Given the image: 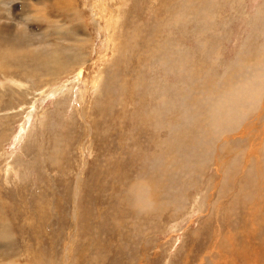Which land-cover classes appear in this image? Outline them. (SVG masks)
Here are the masks:
<instances>
[{"label": "rangeland", "instance_id": "rangeland-1", "mask_svg": "<svg viewBox=\"0 0 264 264\" xmlns=\"http://www.w3.org/2000/svg\"><path fill=\"white\" fill-rule=\"evenodd\" d=\"M64 2L0 0V264H264V89L211 103L264 70V0Z\"/></svg>", "mask_w": 264, "mask_h": 264}, {"label": "bare ground", "instance_id": "bare-ground-1", "mask_svg": "<svg viewBox=\"0 0 264 264\" xmlns=\"http://www.w3.org/2000/svg\"><path fill=\"white\" fill-rule=\"evenodd\" d=\"M66 2H64V3H67V1L68 0H65ZM99 2V1H98ZM60 4H61V1L59 2ZM75 4V3H74ZM97 5V4H96ZM61 6V5H60ZM63 6V5H62ZM48 10V9H47ZM66 12H67V9H62V8H55V6H53L52 7V9H50V11H49V15H50V17H47L46 15H40V18H41V20H43V22L44 21H46V22H48L47 23V27H49L50 28V30L52 29L53 31V33L51 34V35H54V34H57V35H60L61 33H62V30H61V27H62V25H61V23H60V20H59V17H62L63 15L64 16H66ZM57 17V18H56ZM184 17L185 16H183V17H176V19H175V22L178 24V22L180 21V24L182 25L181 26V28H183L184 26H185V24H186V20L184 19ZM188 17V16H187ZM101 18V17H100ZM99 18V19H100ZM111 18V17H110ZM125 18V17H124ZM178 18H180L181 20H183V21H181V20H178ZM107 21V20H106ZM201 21V20H200ZM126 23V22H125ZM82 26L83 25H80V28H82ZM129 27V26H128ZM202 27V26H201ZM85 28H84V26H83V30H84ZM130 29V28H129ZM88 30V29H87ZM120 30H121V27H120ZM183 30L184 29H180V32H183ZM45 31V30H44ZM48 31V30H47ZM204 31V30H203ZM196 33V32H195ZM77 33H74L73 35H76ZM183 33H181V35H182ZM194 34V33H193ZM47 35L49 36V32L47 33ZM197 35V34H196ZM127 36V35H126ZM126 36H124V35H119V37H118V45H120V47H122L123 46V44H124V42L127 40V38H126ZM179 36V35H178ZM187 36V35H186ZM189 36V35H188ZM192 36V35H191ZM43 37V36H42ZM190 37V36H189ZM177 38V37H176ZM179 38V37H178ZM186 38V37H185ZM187 39V38H186ZM175 40V39H174ZM183 40V39H182ZM196 40V39H195ZM53 40H46V42H48V43H51ZM178 41H175L174 43H177ZM185 42H186V40H185ZM184 42V43H185ZM75 43L76 44H78V41H75ZM179 43V42H178ZM187 43V42H186ZM70 44H71V42H70ZM196 44H198V43H196ZM179 46L181 45V44H178ZM195 45V44H194ZM201 45V44H200ZM64 47V45L62 44L61 46H60V48L62 49ZM76 48H77V50H78V55L80 56V55H82V53H81V50H80V47L79 46H76ZM177 48H178V46H177ZM180 48V47H179ZM70 49V48H69ZM68 49V50H69ZM180 52V51H179ZM52 53L53 54H55V55H58L56 52H54L53 50H52ZM137 53V52H136ZM61 56V55H60ZM60 57H59V55L58 56H50L49 57V59H48V62L50 63V64H57V71L55 70L54 72H53V70L54 69H52V71L50 72V73H47L48 74V76H49V74H54V73H60V72H62V71H64L67 67H69L70 69H73V67L75 66V64H73L72 63V66L70 67V63H69V61H70V57L68 56V58H69V60H66V58H64V59H59ZM67 58V59H68ZM181 59V58H180ZM43 60H44V57H43ZM71 61H73V60H71ZM80 61H83V58H81V59H79V61L78 62H80ZM138 62V60H136V63ZM75 63V62H74ZM82 65V64H81ZM182 65H183V63H182ZM195 65V64H194ZM202 65V64H201ZM201 65H200V67H201ZM196 67V66H195ZM256 67V66H255ZM254 67V68H255ZM55 68V69H56ZM68 68V69H69ZM181 68H183V67H181ZM67 69V70H68ZM200 69V68H199ZM257 69V68H256ZM188 70V69H187ZM49 71V70H48ZM69 72H70V70H68ZM254 71V70H253ZM68 72V73H69ZM199 72H202L201 70H199ZM65 73H67V72H65ZM67 73V74H68ZM181 73H185L184 71H182V69H180V74ZM186 73H188V71L186 72ZM185 73V74H186ZM226 73V72H225ZM256 73V74H255ZM254 74H252L251 75V77L248 79V80H246L244 83H241L240 84V86H239V84L237 83V81H236V83L238 84H235V83H233V84H235V85H237V87H235V85H234V87H235V89H233V85H230V83H231V81H230V83H228L229 81H225V82H227V84H225V86L224 87H227L228 89H226V91H224V90H221V91H219L217 94H216V96H215V99L211 102L212 103V106L214 107H212V110H213V124H217V126H216V128L218 127V126H220L219 128H217L218 130H221L222 129V122L221 121H218V117H220L221 119H222V117L223 116H225V118H226V120H229V121H234L235 119V117H236V120L238 119V117L237 116H239V115H245L247 112L245 111V108H244V102L245 103H247V101L249 102V104L247 105V106H250V104H252V103H254V104H256V106H258L257 105V102H259V99H258V97L259 96H261V92H262V90L264 89V70H257L256 72H255ZM62 74V73H61ZM179 74V78H180V75ZM190 75L189 76H191V73H189ZM167 75V74H166ZM229 75V74H228ZM232 75V74H231ZM80 76V73H78L77 74V76L76 77H79ZM184 76H188V75H184ZM245 76V75H244ZM53 77V76H52ZM75 77V78H76ZM166 77V76H165ZM245 77H247V76H245ZM226 78V77H225ZM224 78V79H225ZM229 78L231 79V77H228V80H229ZM79 79V78H78ZM209 79V78H208ZM234 79H235V77H234ZM238 79V78H237ZM240 79V78H239ZM231 80H233V77H232V79ZM241 80V79H240ZM69 81V80H68ZM165 81H166V79H165ZM235 81V80H234ZM77 82V81H76ZM190 82H191V80H190ZM60 83V82H59ZM168 84H170V83H168ZM175 84V83H174ZM60 85H62V84H60ZM250 85H253L251 88H249V86ZM169 87V86H168ZM177 87H178V85H177ZM181 87V86H180ZM211 87H213V86H211ZM223 87V88H224ZM56 88V87H55ZM182 88H183V86H182ZM57 89V88H56ZM174 89L176 90L177 88H175L174 86H173V92H174ZM199 89V88H198ZM210 89V88H209ZM242 89H244V90H242ZM182 90H184V89H182ZM207 90V89H206ZM217 91H218V89H216ZM57 91V90H56ZM60 91H61V89H60ZM60 91H58L59 93H60ZM180 91V89L178 90V92ZM201 91V90H200ZM216 91V92H217ZM177 92V91H176ZM181 92V91H180ZM183 92H185V91H183ZM235 94H234V93ZM168 92H166V94H167ZM212 93V92H211ZM229 93V94H228ZM51 94V93H50ZM215 94V93H214ZM227 94V97H226V99H225V95ZM234 94V95H233ZM242 94H244L245 95V98H243L242 99V96H244V95H242ZM170 95H171V93H170ZM173 95V94H172ZM174 95H176V94H174ZM185 95V94H184ZM212 95V94H211ZM41 95L39 94L38 95V98L40 97ZM49 96V95H48ZM52 96V95H51ZM54 96V95H53ZM177 96V95H176ZM181 96V95H180ZM42 97V96H41ZM45 97V96H44ZM47 97V96H46ZM212 97H214V96H212ZM1 98V97H0ZM48 98V97H47ZM157 98V97H156ZM168 98H170V96L168 97ZM179 98V97H178ZM181 98V97H180ZM179 98V99H180ZM260 98V97H259ZM224 99H225V102H224ZM257 99H258V101H257ZM43 100V99H42ZM167 100V95H165V96H163V98L161 99V98H158L157 99V102L158 103H161L162 105H164V102ZM170 100V99H169ZM181 100V99H180ZM179 100V101H180ZM199 101H201V100H199ZM35 102H37V101H35ZM67 102V101H66ZM222 102H224V103H222ZM182 103V102H181ZM156 106H157V103H154ZM201 104H203V101H202V103ZM233 104H236V105H238V104H240L238 107H237V109L234 111V112H231V110L233 109L232 108V106H233ZM259 104V103H258ZM35 105V104H34ZM161 105V106H162ZM161 106H159V108H161ZM201 106H203V105H201ZM235 106V105H234ZM255 106V107H256ZM37 107V106H36ZM255 107H254V110H255ZM159 108H158V106H157V108L156 109H158L159 110ZM201 108H204V106L203 107H201ZM209 108H210V106H209ZM232 108V109H231ZM38 109V108H37ZM205 109H206V107H205ZM260 109H262V107H261V105H260ZM155 110V109H154ZM207 110V109H206ZM210 110H211V108H210ZM247 110V109H246ZM249 110V109H248ZM181 111V110H180ZM151 112V111H150ZM153 112V111H152ZM161 112V111H160ZM210 112H212V111H210ZM209 112V113H210ZM154 113V112H153ZM169 114V113H168ZM148 115V114H147ZM155 115V114H154ZM161 115H162V113H161ZM243 115V116H244ZM206 116H208V115H206ZM209 117V116H208ZM233 117V118H232ZM240 117V116H239ZM219 118V119H220ZM168 120V119H167ZM236 120H235V122H236ZM210 121V120H209ZM209 121H208V123H209ZM172 123V122H171ZM171 123H170V125H171ZM205 123H206V121H205ZM237 123H239V122H237ZM236 123V124H237ZM167 124H168V121H167ZM225 124H226V121H225ZM229 124V123H228ZM1 126V125H0ZM4 126V125H3ZM164 126V125H163ZM231 126V125H230ZM233 126H235V124H233ZM232 126V127H233ZM169 127V126H168ZM202 127V126H201ZM224 127H225V125H224ZM227 127H228V125H227ZM232 127H231V130H232ZM237 127V126H236ZM170 128H171V126H170ZM169 128V129H170ZM173 128H175L174 127V125H173ZM210 128H212L211 127V125H210ZM234 128V127H233ZM167 129V128H166ZM178 129V128H177ZM213 129L214 128H212V132H213ZM235 129V128H234ZM225 130V129H224ZM178 131H179V129H178ZM227 131V130H226ZM232 131H234V130H232ZM164 132V131H163ZM180 132V131H179ZM218 132H220V131H218ZM224 132V131H223ZM229 132H230V130H229ZM208 133H210L211 134V132H208ZM214 133L216 134V135H220L219 133H216V131L214 130ZM232 133V132H231ZM215 134H213V137H214V135ZM210 136V135H209ZM4 138H6L5 136H4ZM3 138V139H4ZM8 139V138H7ZM212 140V139H211ZM1 142V141H0ZM198 142V141H197ZM229 143H230V141H227L224 145H226L227 147L226 148H224V151H227L226 149H228V147H229ZM159 145H160V143H159ZM238 145V144H237ZM167 146V145H166ZM159 147H161V145L159 146ZM234 148V147H233ZM221 149V148H220ZM219 149V150H220ZM165 150V149H164ZM158 151H159V149H158ZM166 151H168V150H165L164 151V153H166ZM160 153V152H159ZM222 153V152H221ZM0 156H1V154H0ZM218 156V155H217ZM221 157V156H220ZM162 158V157H161ZM1 159V158H0ZM218 159V158H217ZM2 160L4 161V159L2 158ZM219 160V159H218ZM2 162V161H1ZM170 161H168L167 163H169ZM170 164V163H169ZM170 169V168H169ZM2 170V169H1ZM3 171V170H2ZM2 171H0V172H2ZM166 172H164V174H165ZM5 178H6V176H5ZM162 179V178H161ZM165 181V180H164ZM140 195V194H139ZM142 195H143V193H142ZM139 197V196H138ZM143 199V198H142ZM182 208V207H181ZM1 222V224L3 225V222L2 221H0ZM9 242V238H8V232H7V229L5 228V227H2L1 228V230H0V245H2L3 247H5V245H6V243H8ZM2 246H0V247H2Z\"/></svg>", "mask_w": 264, "mask_h": 264}]
</instances>
